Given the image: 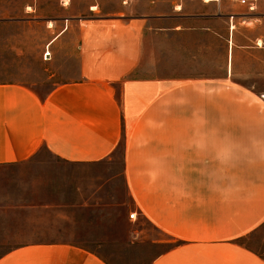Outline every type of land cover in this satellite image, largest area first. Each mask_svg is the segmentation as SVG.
Segmentation results:
<instances>
[{
  "label": "crops",
  "instance_id": "1",
  "mask_svg": "<svg viewBox=\"0 0 264 264\" xmlns=\"http://www.w3.org/2000/svg\"><path fill=\"white\" fill-rule=\"evenodd\" d=\"M44 1L0 26L52 33L50 77L75 34L78 67L43 91L0 71V264H264L246 244L264 224V103L233 80L264 76V0H54L49 20Z\"/></svg>",
  "mask_w": 264,
  "mask_h": 264
},
{
  "label": "rangeland",
  "instance_id": "2",
  "mask_svg": "<svg viewBox=\"0 0 264 264\" xmlns=\"http://www.w3.org/2000/svg\"><path fill=\"white\" fill-rule=\"evenodd\" d=\"M20 3V0H0V6H2L0 9V20L19 16L17 7ZM43 5L45 7L44 15L46 16V20H49L50 16L54 15L57 10L55 2L54 0H45ZM4 6H8V8L5 10V8H3ZM27 29L28 40L24 45H21V31H27ZM27 29L21 28L19 25L13 26V28L0 26V38H4L9 32L13 33V45L11 46L4 45L1 43L2 41L0 39V71L8 70L9 72H13L19 79L33 83V87L40 91L45 90L52 81H59L72 77V73L78 67V61L75 55L72 54V52H74L73 43L75 41V34L67 35L64 40L61 41V45L56 47L57 56L62 58V62L60 63L62 75L50 77V70L56 68L57 64L52 65V59H46L44 73H41V71L38 70L40 64L37 61V55L40 53L41 41L43 39L46 41L52 33L48 31L43 32L42 27H38L34 23L28 24ZM233 80L247 89L252 88V91L257 95L255 98L264 103V76L238 77L233 78ZM117 160L119 161V159ZM94 166L97 165L94 164ZM98 169L100 170V168ZM98 169L94 168V181L102 180L108 176V173L103 174L95 172ZM4 174V172H0V175ZM107 191L113 197L120 196L122 192L120 187H112ZM128 211L129 209H126V212ZM138 222L140 223L139 226L146 229L151 235L156 233L155 229L143 219H140ZM148 243V240L141 242V244H143L141 250H150V253L148 254L150 257L153 251L152 248L149 249V247L147 248L145 246V244ZM246 244L252 247L258 255L264 258V224L260 226L248 240H246ZM163 247L164 246L157 247L154 250L158 253L165 249Z\"/></svg>",
  "mask_w": 264,
  "mask_h": 264
},
{
  "label": "built area",
  "instance_id": "3",
  "mask_svg": "<svg viewBox=\"0 0 264 264\" xmlns=\"http://www.w3.org/2000/svg\"><path fill=\"white\" fill-rule=\"evenodd\" d=\"M239 1H240L241 4H245V5H247V7H248L249 10H252V9H254V7H255V5H254L253 3H250V2L248 3L247 0H239ZM49 55H50V53H49V51L47 50V51L44 52L43 57L46 59L47 57H49ZM128 217H129V219H131V220H135L136 217H137L136 212H131V213H129V214H128Z\"/></svg>",
  "mask_w": 264,
  "mask_h": 264
}]
</instances>
